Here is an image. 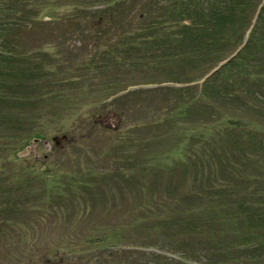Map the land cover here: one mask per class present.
Masks as SVG:
<instances>
[{
	"label": "rangeland",
	"instance_id": "obj_1",
	"mask_svg": "<svg viewBox=\"0 0 264 264\" xmlns=\"http://www.w3.org/2000/svg\"><path fill=\"white\" fill-rule=\"evenodd\" d=\"M117 1L9 0L0 264H264V22Z\"/></svg>",
	"mask_w": 264,
	"mask_h": 264
},
{
	"label": "trees",
	"instance_id": "obj_2",
	"mask_svg": "<svg viewBox=\"0 0 264 264\" xmlns=\"http://www.w3.org/2000/svg\"><path fill=\"white\" fill-rule=\"evenodd\" d=\"M110 1L111 0H97V1L93 0V2H96L98 4H102V5L107 4ZM117 3H119V0L117 1ZM8 5H9V0H0V44L3 46L5 45V36L2 33V31L4 30V27L9 20V17L7 16V13H6ZM228 7L232 10H236L238 8H241V7H246L247 9H250L249 11H251V16L248 18L247 24H246L245 28L243 29L242 33L240 34V37L236 41V44L234 47H237L238 45L241 44L245 33L247 35L245 37L244 43L238 49V51L224 65H222L219 69H217L214 73H217L218 71L222 70L227 64L231 68L232 66L238 65L240 63V61L242 60V57L245 53V50H246V49H244L245 46L247 45V43H249L250 41H253L255 39L254 34H255L256 27L258 26V24L260 22H264V0H233V3L229 1ZM172 20H174V19L171 16V12H169L168 21H172ZM249 26H251V27L249 28ZM248 28H249V30H248ZM217 61H219V60H217ZM261 72L264 73V70L260 71L259 73H261ZM206 73L207 72L203 73L199 77V79L202 78ZM209 76H207V77H209ZM207 77H205L201 81V85L199 87V92L204 90L203 83L205 82ZM189 82H191V80L186 81L185 83H189ZM240 123L242 124V122H238V121L236 122L234 120L225 122L223 125L224 126L228 125V128H226L225 133H223L224 137L227 138V137H229L230 133H232L233 131H235L237 129H240V127L243 125V124L240 125ZM218 128H220V126H218Z\"/></svg>",
	"mask_w": 264,
	"mask_h": 264
},
{
	"label": "water",
	"instance_id": "obj_3",
	"mask_svg": "<svg viewBox=\"0 0 264 264\" xmlns=\"http://www.w3.org/2000/svg\"><path fill=\"white\" fill-rule=\"evenodd\" d=\"M34 141H36L37 138H32ZM53 144L55 146H60L61 145V141H66L67 140V137L66 135L62 134L61 136H53L51 138Z\"/></svg>",
	"mask_w": 264,
	"mask_h": 264
}]
</instances>
